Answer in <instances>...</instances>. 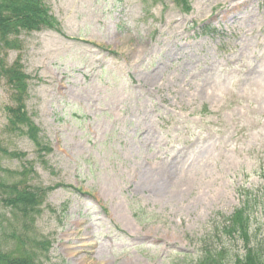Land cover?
Segmentation results:
<instances>
[{"label": "rangeland", "instance_id": "374dc122", "mask_svg": "<svg viewBox=\"0 0 264 264\" xmlns=\"http://www.w3.org/2000/svg\"><path fill=\"white\" fill-rule=\"evenodd\" d=\"M45 2L63 34L0 48V253L194 264L207 240L225 264L243 256L222 216L264 190V0ZM15 62L21 96L3 72ZM21 98L38 143L10 131ZM14 186L40 192L33 211L3 200ZM251 225L264 240V206Z\"/></svg>", "mask_w": 264, "mask_h": 264}, {"label": "trees", "instance_id": "16d2710c", "mask_svg": "<svg viewBox=\"0 0 264 264\" xmlns=\"http://www.w3.org/2000/svg\"><path fill=\"white\" fill-rule=\"evenodd\" d=\"M43 28L63 34L59 22L51 14L50 8L45 0H0V48L15 47L16 39L14 37L22 30L31 32ZM3 72L6 81L10 84L13 91H16V93L21 91L22 93L19 96L26 94L28 87L27 79L29 77L20 70L17 62L5 67ZM23 100L24 98L18 99V106L14 107V109L8 107L12 114L10 117V122L12 123L10 131L23 133L34 143H38V128L24 110ZM4 152L7 155L16 154L14 152H6L5 150ZM59 185L56 184L54 187H47V190L54 189ZM0 187L4 188L3 181H0ZM39 193V191L30 189V187L21 188L14 186L13 191L9 193V198H4L3 200L12 206L20 205V207H16L17 210L22 214H26L28 210H32V204L36 203ZM261 198L258 193L252 197L246 196L241 207L234 210L230 216H222V233L230 234L229 237L233 236V234L242 235L245 245H247V250L244 251L243 256L237 255L232 264H264V240L258 238L256 243H251V238H249L252 217L251 208L255 207L261 201ZM233 231L236 232L231 233ZM202 242L204 245H201L202 248L199 250L200 256L197 257L194 264H225L216 259L220 255L219 250L212 251L208 246L209 244H207V240H202ZM47 248L45 247L46 252ZM31 252L35 254L33 250ZM44 257H47L46 253H44ZM0 264L43 263L37 257L34 258L30 254L14 257L10 253L1 252Z\"/></svg>", "mask_w": 264, "mask_h": 264}, {"label": "bare ground", "instance_id": "6f19581e", "mask_svg": "<svg viewBox=\"0 0 264 264\" xmlns=\"http://www.w3.org/2000/svg\"><path fill=\"white\" fill-rule=\"evenodd\" d=\"M148 183L149 182H143L141 185H146ZM160 183L161 182H159V184ZM159 184L154 186L153 184L149 183L148 185H150L151 189L150 188H148V189H150V192H152V194L154 196H156L157 198H162L163 199V198H165V196H167L169 194L167 192H163V189H165L169 183H168L167 180H164L162 184H160V185Z\"/></svg>", "mask_w": 264, "mask_h": 264}]
</instances>
